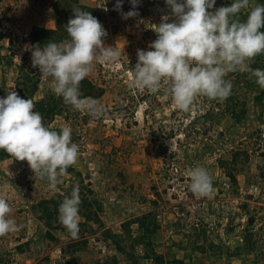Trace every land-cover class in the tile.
I'll list each match as a JSON object with an SVG mask.
<instances>
[{
    "label": "rangeland",
    "instance_id": "374dc122",
    "mask_svg": "<svg viewBox=\"0 0 264 264\" xmlns=\"http://www.w3.org/2000/svg\"><path fill=\"white\" fill-rule=\"evenodd\" d=\"M53 1L0 0V30L8 33L0 38L4 98L8 91L18 93L16 83L22 77L19 63L23 53L32 54V44L27 40L32 26L55 25ZM86 1L100 9L107 31L104 43L118 47L124 56L116 63L97 60L88 75L105 88L98 99L104 106L102 115L93 117L72 108L46 125L55 130L71 126L72 141L79 144L76 173L83 174L102 201L103 225L95 224L97 231L93 233L79 229L76 237L62 225L52 230L57 239L51 238L32 206L39 199L70 189L76 173H62L57 188L51 190L26 160L19 162L14 157L1 161L0 195L9 201L10 216L19 226L0 236L3 264H66L70 258L75 264H107L109 258L118 264H156L146 258L147 250L141 242L144 231L134 222L149 211H157L160 225L149 252L164 254L168 264H264V88L250 70L228 73L226 78L231 79L233 88L223 101L231 98L238 111L244 108L243 117L236 118L216 105L215 115L190 126L198 109L204 112L208 107V97L198 96L192 108L184 111L165 91L167 83L156 93L130 84L137 50L149 49L157 38L154 27L163 15L171 14L165 0H139L135 6L138 14L127 19L123 13L133 10L131 0H123L122 11L116 9L117 0ZM256 4L263 3L253 0L250 8ZM250 8L242 10L245 19ZM10 55L13 64L8 63ZM260 62L264 64V54L255 56L249 68H261ZM36 70L40 72L38 67ZM49 90L54 91L51 78L42 74L36 99ZM194 128L200 131L191 136L195 140L189 139L190 146L184 142L180 145V140H186L187 130ZM235 150L240 156L228 168L236 171L238 186L231 184L227 165L219 161L222 158L230 163ZM198 165L207 167L213 176L214 194L210 197L190 189L189 172ZM154 197H158L156 205L150 200ZM127 221H132L130 233L140 242L136 255L118 250L115 237L105 240L102 235L110 228L113 235H124L122 243L130 246L132 240L125 236L129 232L124 225ZM85 236L90 240L88 247L71 257L63 253L66 243ZM248 237L254 250L246 248ZM21 244L22 251L18 248Z\"/></svg>",
    "mask_w": 264,
    "mask_h": 264
},
{
    "label": "clouds",
    "instance_id": "9594fccd",
    "mask_svg": "<svg viewBox=\"0 0 264 264\" xmlns=\"http://www.w3.org/2000/svg\"><path fill=\"white\" fill-rule=\"evenodd\" d=\"M139 0H131L134 8L123 13L125 19L135 17ZM171 8L154 27L157 38L148 50H137V63L132 68L130 84L140 90L156 93L165 89L176 106L189 111L198 96L223 100L231 94L233 83L228 73L250 70L256 83L264 88V69H250L249 62L264 53V4L250 8L251 0H231L227 6L213 9L216 0H165ZM123 0L116 9L122 11ZM246 19L240 18L249 9ZM66 31L70 39L49 41L33 46L32 66L50 77L53 90L66 104L84 110L93 117L103 114V104L95 98L84 97L81 81L94 68L97 60L116 63L124 51L106 45L107 35L102 23L90 11L73 8ZM30 98H22L16 91L0 97V149L18 160H26L34 174L48 180L51 190L57 188L59 177L76 163L79 144L72 141V128L59 130L47 126L43 116L35 111ZM190 189L200 196L214 194L210 170L198 165L189 172ZM79 187L74 186L59 206V220L76 237L79 232ZM12 207L0 195V236L18 230L10 216Z\"/></svg>",
    "mask_w": 264,
    "mask_h": 264
},
{
    "label": "trees",
    "instance_id": "16d2710c",
    "mask_svg": "<svg viewBox=\"0 0 264 264\" xmlns=\"http://www.w3.org/2000/svg\"><path fill=\"white\" fill-rule=\"evenodd\" d=\"M253 1V0H251ZM261 1L264 4V0H257ZM149 2H156L155 0H149ZM231 3V0H216V4L213 9L218 8L220 6H227ZM52 8H53V14L55 18V25L54 26H46V25H37L35 24L32 26L31 31L29 32L28 39L29 42L32 44V47L39 44L40 46H43L47 44L49 41H55V42H62L64 40L70 39L68 36V33L66 31V25L70 18L74 17L75 13L73 12V8H80L84 11H90L93 16L98 18V20L104 25L103 23V17L100 12V9L96 7L95 4H91L87 2L86 0H54L52 2ZM240 18L243 20L245 19V15L243 11L240 13ZM8 33L4 30H0V38L7 37ZM10 37V36H9ZM11 38V37H10ZM11 44L14 43L13 39H10ZM14 45V44H13ZM1 45H0V62L2 52H1ZM264 54V53H262ZM259 55V54H258ZM32 54L28 51L23 53L22 55V61L19 63V69L22 72V76L19 80H17L16 83V89L18 93L21 95L22 98H30L33 100L35 104V111H38L43 116V122L45 124H48L49 122H52L56 116L61 115L66 112H71L72 106L69 104H66L63 100V97L58 96L54 91L49 90L47 91L42 97L39 99H36V93L40 90L41 82H42V74L41 72H37L36 67L32 66V58L30 59ZM8 63L13 64L14 63V57L13 55H10L8 57ZM258 66L261 68H264V64L260 62ZM21 74V73H20ZM5 84V83H4ZM81 92L84 97H92L95 99H100L105 94V88L94 82L89 76L85 77L80 84ZM5 86L1 85L0 87V97L5 96ZM205 97V96H204ZM259 101L261 102V96H258ZM207 102H209L208 107L204 112H200V109H198L195 116L196 118L191 119L190 126H193L198 122L200 119L206 120L209 116H213L214 114V108L216 105L221 106L224 110L229 111L231 114L235 115L236 118H241L245 114V109L242 108L241 111H238L236 108V104H231L232 99H227V102L219 99H210L206 98ZM205 100V102H206ZM217 101V102H215ZM176 112V111H175ZM206 128V127H205ZM188 133H185L186 140H180L179 144L182 145L183 142L186 146H190L189 139L191 138L192 141H194V137H191L193 134H199V129L194 128L187 130ZM203 134L204 132L201 131ZM174 136V135H172ZM233 158H231V162L228 163V161L225 159L220 158L219 161L222 163V166L227 165V173L230 178V182L233 185L238 186L239 180L236 171L231 170L229 165L231 163L237 161L238 156H240V151L235 150L233 152ZM14 158L13 155L9 154L6 150L0 149V162L12 159ZM19 162H23L21 160L16 159ZM228 163V164H227ZM66 173H76L75 164L69 166L67 168ZM44 182H48V180L45 178L43 179ZM78 186L79 187V194L81 197V204L79 208V229H82L84 232H96L97 227H95V224H98L99 226L103 225L102 219L100 217V211L103 208L102 201L99 199V197L96 196V191L92 187V185L85 181L83 178L82 173H76L74 175V178L72 180V185L70 189H67L63 192H60L52 197L49 198H42L39 199L37 202H35L32 206V209L35 212L36 218H38L40 221H42L46 228H47V234L53 239H57L56 236L52 233L53 229L59 228V226H62L59 220V206L61 202L63 201L65 196H70L73 187ZM151 202H153L154 205L158 204V197H154L150 199ZM157 211H149L146 213H143L142 215L138 216L136 219H134V222H137L140 227L143 229L144 233L141 236L142 241L145 244V249L147 250L146 258L150 257L152 258L156 264H168L169 262L166 259V256L164 254H157L156 252H149V248H153V235L159 230L160 225L158 223L157 219ZM132 221H127L124 223L127 229V236L129 239L132 240V243L130 246L124 245L122 241H124V235H113V231L110 228L104 229L102 231V235L105 240H109L110 237H115V243L118 248V250L127 253L128 255H136V246L140 242L137 241V239H134L130 233V225ZM1 238V237H0ZM251 239V238H250ZM249 237L247 240L246 248L247 250H254L255 246L251 242ZM1 240V239H0ZM90 243V240L87 236L79 238V239H73L70 242L66 243L62 247V251L64 254L68 256H72L79 250L88 247ZM18 248L20 251L24 250V245H18ZM107 264H118L117 261L113 263V258H109V260L106 261ZM0 264H3V259L0 258ZM66 264H75L74 260L72 258L68 259ZM174 264H184L183 261H175Z\"/></svg>",
    "mask_w": 264,
    "mask_h": 264
}]
</instances>
